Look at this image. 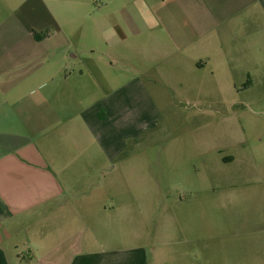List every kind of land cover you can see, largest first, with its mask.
Returning a JSON list of instances; mask_svg holds the SVG:
<instances>
[{"label": "rangeland", "instance_id": "obj_1", "mask_svg": "<svg viewBox=\"0 0 264 264\" xmlns=\"http://www.w3.org/2000/svg\"><path fill=\"white\" fill-rule=\"evenodd\" d=\"M138 2L53 7L72 69L86 74L79 93L118 99L119 153L109 161L96 148L94 170L99 206L114 209L88 207L85 247L128 264H264V30L245 48L234 33L216 54L200 38L163 55L147 42ZM110 223L116 240L107 245ZM99 224L102 248L92 236Z\"/></svg>", "mask_w": 264, "mask_h": 264}, {"label": "crops", "instance_id": "obj_2", "mask_svg": "<svg viewBox=\"0 0 264 264\" xmlns=\"http://www.w3.org/2000/svg\"><path fill=\"white\" fill-rule=\"evenodd\" d=\"M67 4L0 0V264L130 262L85 247L88 207L100 215L114 209L113 202L99 206L94 170L102 166L96 148L109 161L119 153L118 99L110 94L89 101L79 93L86 74L72 69L69 36L53 9ZM137 5L144 8L147 42L163 55L187 51L200 38L202 48L216 54L224 47L220 40L234 33L245 48L264 30V0H140ZM164 6L165 12L156 14L154 9ZM158 28L163 36L155 35ZM210 63L208 57L196 61L199 69ZM108 226L107 245L116 240L113 223ZM92 236L102 248L103 226L95 225Z\"/></svg>", "mask_w": 264, "mask_h": 264}]
</instances>
